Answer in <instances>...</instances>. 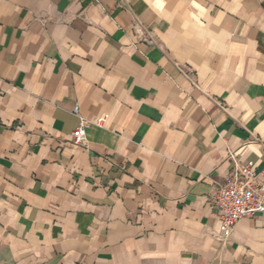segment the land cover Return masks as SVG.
Listing matches in <instances>:
<instances>
[{"label": "crops", "instance_id": "0c3cea01", "mask_svg": "<svg viewBox=\"0 0 264 264\" xmlns=\"http://www.w3.org/2000/svg\"><path fill=\"white\" fill-rule=\"evenodd\" d=\"M244 164L264 0H0V264H264L213 203Z\"/></svg>", "mask_w": 264, "mask_h": 264}, {"label": "built area", "instance_id": "2783aa9c", "mask_svg": "<svg viewBox=\"0 0 264 264\" xmlns=\"http://www.w3.org/2000/svg\"><path fill=\"white\" fill-rule=\"evenodd\" d=\"M147 42L151 43V40ZM73 112L80 117L81 122L72 133V142L76 146H84L88 121L80 115L78 106ZM213 203L218 208L222 229L230 234L241 219L264 216V179L251 165H241L228 174L223 182L216 184Z\"/></svg>", "mask_w": 264, "mask_h": 264}]
</instances>
